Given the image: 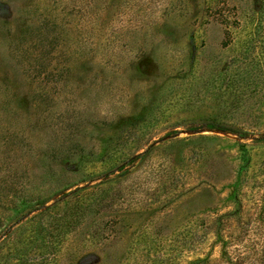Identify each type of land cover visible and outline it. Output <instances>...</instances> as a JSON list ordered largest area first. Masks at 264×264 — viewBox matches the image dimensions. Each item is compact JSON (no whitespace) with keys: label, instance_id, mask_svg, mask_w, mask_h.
<instances>
[{"label":"rangeland","instance_id":"1","mask_svg":"<svg viewBox=\"0 0 264 264\" xmlns=\"http://www.w3.org/2000/svg\"><path fill=\"white\" fill-rule=\"evenodd\" d=\"M0 264H264V0H0Z\"/></svg>","mask_w":264,"mask_h":264},{"label":"trees","instance_id":"2","mask_svg":"<svg viewBox=\"0 0 264 264\" xmlns=\"http://www.w3.org/2000/svg\"><path fill=\"white\" fill-rule=\"evenodd\" d=\"M221 127H217V129H220ZM221 130V129H220ZM42 207V205H39V207H36L35 209H33L32 211H34V210H38V209H40ZM238 207H239V205H238Z\"/></svg>","mask_w":264,"mask_h":264}]
</instances>
